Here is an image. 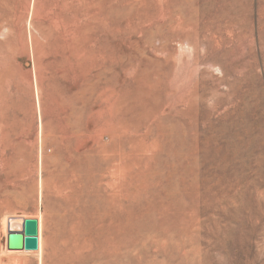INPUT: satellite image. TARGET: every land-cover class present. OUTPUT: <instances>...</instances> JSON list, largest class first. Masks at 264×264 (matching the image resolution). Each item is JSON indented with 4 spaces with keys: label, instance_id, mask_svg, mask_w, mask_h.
<instances>
[{
    "label": "rangeland",
    "instance_id": "rangeland-1",
    "mask_svg": "<svg viewBox=\"0 0 264 264\" xmlns=\"http://www.w3.org/2000/svg\"><path fill=\"white\" fill-rule=\"evenodd\" d=\"M0 264H264V0H0Z\"/></svg>",
    "mask_w": 264,
    "mask_h": 264
},
{
    "label": "bare ground",
    "instance_id": "bare-ground-1",
    "mask_svg": "<svg viewBox=\"0 0 264 264\" xmlns=\"http://www.w3.org/2000/svg\"><path fill=\"white\" fill-rule=\"evenodd\" d=\"M128 9V8H127ZM135 9V8H134ZM126 12V11H125ZM129 12V11H128ZM134 12V11H133ZM133 22V21H132ZM140 91V90H139ZM143 91V90H141ZM140 95V94H139ZM138 95V96H139ZM142 97V96H141ZM136 101V99H135ZM126 102V101H125ZM137 102V101H136ZM130 111V110H129ZM125 123V122H124ZM124 152V151H123ZM129 152V151H128ZM125 156H127V154L125 153ZM129 157V156H128ZM131 158V157H130ZM124 160V159H123ZM134 175V174H133ZM133 177V176H132ZM135 178V177H134ZM145 181V180H144ZM139 183H140V180H139ZM138 184V183H136ZM133 188V187H132ZM130 187V190L132 189ZM141 188V187H140ZM179 188V187H178ZM134 189V188H133ZM136 189V188H135ZM129 190V189H128ZM179 190V189H178ZM128 193V191H127ZM136 193V192H135ZM134 192L132 194H135ZM143 193V192H142ZM146 193V192H145ZM129 194V193H128ZM127 194V195H128ZM138 194V192H137ZM165 197V196H164ZM174 197V196H173ZM168 198V197H167ZM170 198V197H169ZM165 199V198H164ZM174 199V198H173ZM173 199L171 200L172 203H173ZM177 200V198H176ZM169 200L164 201L163 198L161 197L158 204L153 206L154 208H156V210L158 211V214H162V216H165L168 214L169 210L171 209H175L176 210V213H175V216L177 218V223H178V233L181 237H183L187 231L186 227L184 226V223L186 222L187 225L188 223L191 224L193 223V218L192 217H188L184 214V211L187 207V204L186 202H184V204H181L180 202H177V204L180 203V205H176L175 206V203L172 204V203H169L168 202ZM175 201V200H174ZM182 201V200H181ZM153 208V210H154ZM24 219H27V218H24L22 216H11V217H8V218H5L4 220V226H5V229L7 231V234H8V231H20L21 230V226H22V223H23V220ZM30 220V219H29ZM190 221V222H189ZM36 222H37V250L35 251H8L6 248L5 250L7 251V253L9 254H20V253H33L35 255H38L40 256L41 253H42V238H41V221L40 219H36ZM185 228V229H184ZM184 229V230H182ZM182 230V231H181ZM7 237V236H6Z\"/></svg>",
    "mask_w": 264,
    "mask_h": 264
},
{
    "label": "water",
    "instance_id": "water-1",
    "mask_svg": "<svg viewBox=\"0 0 264 264\" xmlns=\"http://www.w3.org/2000/svg\"><path fill=\"white\" fill-rule=\"evenodd\" d=\"M8 251H35L37 250V222L33 219H24L20 231H8L6 237Z\"/></svg>",
    "mask_w": 264,
    "mask_h": 264
}]
</instances>
